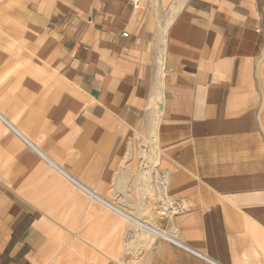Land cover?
<instances>
[{
  "label": "crops",
  "instance_id": "0c3cea01",
  "mask_svg": "<svg viewBox=\"0 0 264 264\" xmlns=\"http://www.w3.org/2000/svg\"><path fill=\"white\" fill-rule=\"evenodd\" d=\"M0 264H264V0H0Z\"/></svg>",
  "mask_w": 264,
  "mask_h": 264
},
{
  "label": "built area",
  "instance_id": "2783aa9c",
  "mask_svg": "<svg viewBox=\"0 0 264 264\" xmlns=\"http://www.w3.org/2000/svg\"><path fill=\"white\" fill-rule=\"evenodd\" d=\"M124 34H126V33H124Z\"/></svg>",
  "mask_w": 264,
  "mask_h": 264
},
{
  "label": "rangeland",
  "instance_id": "374dc122",
  "mask_svg": "<svg viewBox=\"0 0 264 264\" xmlns=\"http://www.w3.org/2000/svg\"><path fill=\"white\" fill-rule=\"evenodd\" d=\"M174 211H176V210H174Z\"/></svg>",
  "mask_w": 264,
  "mask_h": 264
}]
</instances>
